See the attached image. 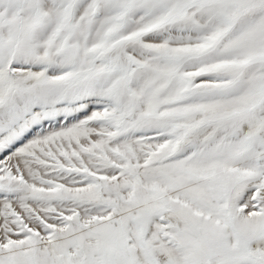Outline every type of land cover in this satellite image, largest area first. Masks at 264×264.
Here are the masks:
<instances>
[{
    "label": "snow or ice",
    "instance_id": "1",
    "mask_svg": "<svg viewBox=\"0 0 264 264\" xmlns=\"http://www.w3.org/2000/svg\"><path fill=\"white\" fill-rule=\"evenodd\" d=\"M0 264H264V0H0Z\"/></svg>",
    "mask_w": 264,
    "mask_h": 264
}]
</instances>
